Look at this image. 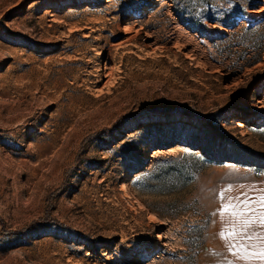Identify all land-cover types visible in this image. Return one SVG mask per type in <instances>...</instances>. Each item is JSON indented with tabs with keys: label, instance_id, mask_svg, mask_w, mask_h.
<instances>
[{
	"label": "rangeland",
	"instance_id": "1",
	"mask_svg": "<svg viewBox=\"0 0 264 264\" xmlns=\"http://www.w3.org/2000/svg\"><path fill=\"white\" fill-rule=\"evenodd\" d=\"M261 190L264 0H0V264H261Z\"/></svg>",
	"mask_w": 264,
	"mask_h": 264
},
{
	"label": "snow or ice",
	"instance_id": "2",
	"mask_svg": "<svg viewBox=\"0 0 264 264\" xmlns=\"http://www.w3.org/2000/svg\"><path fill=\"white\" fill-rule=\"evenodd\" d=\"M242 197L246 194L228 197L217 210L224 224L219 235L231 254L241 260L264 264V190L255 200ZM220 198L225 199V190L221 191Z\"/></svg>",
	"mask_w": 264,
	"mask_h": 264
},
{
	"label": "bare ground",
	"instance_id": "3",
	"mask_svg": "<svg viewBox=\"0 0 264 264\" xmlns=\"http://www.w3.org/2000/svg\"><path fill=\"white\" fill-rule=\"evenodd\" d=\"M123 28V33H124V27H122ZM130 28V27H129ZM127 31V30H126ZM126 31H125V33H126ZM130 31V30H129ZM135 31V30H134ZM122 40H124V39H122ZM146 40H149L148 39V37H146ZM147 43H149V42H147ZM114 62V61H113ZM112 63V62H111ZM115 63V62H114ZM112 66L113 65H111L110 64V62H108V63H106L105 65H104V74L105 75H110L111 73H112ZM114 67V66H113ZM117 67V66H116ZM105 82V81H104ZM109 82V81H108ZM29 87V86H28ZM19 90V89H18Z\"/></svg>",
	"mask_w": 264,
	"mask_h": 264
},
{
	"label": "crops",
	"instance_id": "4",
	"mask_svg": "<svg viewBox=\"0 0 264 264\" xmlns=\"http://www.w3.org/2000/svg\"><path fill=\"white\" fill-rule=\"evenodd\" d=\"M258 231V230H257ZM254 262H259V263H261L260 261H256V260H254Z\"/></svg>",
	"mask_w": 264,
	"mask_h": 264
},
{
	"label": "built area",
	"instance_id": "5",
	"mask_svg": "<svg viewBox=\"0 0 264 264\" xmlns=\"http://www.w3.org/2000/svg\"><path fill=\"white\" fill-rule=\"evenodd\" d=\"M255 172L257 173V172H258V170L256 169V170H255Z\"/></svg>",
	"mask_w": 264,
	"mask_h": 264
}]
</instances>
